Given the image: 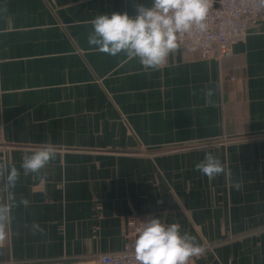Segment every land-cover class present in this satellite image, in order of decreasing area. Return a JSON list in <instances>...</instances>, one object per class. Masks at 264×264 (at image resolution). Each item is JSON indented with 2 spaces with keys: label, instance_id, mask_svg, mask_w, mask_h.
<instances>
[{
  "label": "crops",
  "instance_id": "1",
  "mask_svg": "<svg viewBox=\"0 0 264 264\" xmlns=\"http://www.w3.org/2000/svg\"><path fill=\"white\" fill-rule=\"evenodd\" d=\"M136 3L151 0H0V163L56 151L20 169L8 200L30 203L0 264H97L149 217L196 237L189 264H264V12L229 55L179 44L152 70L88 44L95 16ZM207 152L231 175L196 171Z\"/></svg>",
  "mask_w": 264,
  "mask_h": 264
},
{
  "label": "clouds",
  "instance_id": "2",
  "mask_svg": "<svg viewBox=\"0 0 264 264\" xmlns=\"http://www.w3.org/2000/svg\"><path fill=\"white\" fill-rule=\"evenodd\" d=\"M135 15L127 12L99 14L91 21L92 32L88 44L101 53L117 56L124 53L130 59H138L145 69L157 70L179 47V39L193 28L206 29L205 23L209 0H151L150 6L134 4ZM212 95L211 91L206 94ZM56 157L51 146L41 147L22 156L20 169L24 175H39ZM195 170L215 179L218 175L230 176L220 158L211 152L195 164ZM15 165L6 167L0 163V241L14 221V209L28 207L30 201L21 198L9 203L20 178ZM238 190L240 183L233 185ZM33 234L43 229L37 222L32 224ZM137 264H189L193 257L203 254L204 248L196 237L181 230L178 223L165 224L157 217H149L138 230L135 240Z\"/></svg>",
  "mask_w": 264,
  "mask_h": 264
},
{
  "label": "built area",
  "instance_id": "3",
  "mask_svg": "<svg viewBox=\"0 0 264 264\" xmlns=\"http://www.w3.org/2000/svg\"><path fill=\"white\" fill-rule=\"evenodd\" d=\"M262 12L264 0H209L206 29L193 28L180 37L179 44L197 52L201 58L227 56L231 44L245 39L249 22ZM98 264H137L135 251L125 246L117 253L100 254Z\"/></svg>",
  "mask_w": 264,
  "mask_h": 264
},
{
  "label": "rangeland",
  "instance_id": "4",
  "mask_svg": "<svg viewBox=\"0 0 264 264\" xmlns=\"http://www.w3.org/2000/svg\"><path fill=\"white\" fill-rule=\"evenodd\" d=\"M132 223V222H131ZM138 231V230H137ZM128 246V245H127ZM124 249V248H123ZM122 249V250H123ZM132 251H134V249H132V248H130ZM122 250H120V251H122ZM120 251H118V252H120ZM113 253H117V252H113ZM99 256V255H98ZM98 256H97V264H98Z\"/></svg>",
  "mask_w": 264,
  "mask_h": 264
}]
</instances>
